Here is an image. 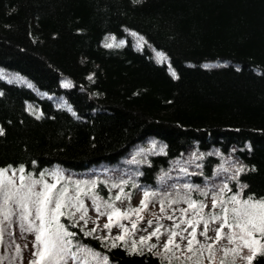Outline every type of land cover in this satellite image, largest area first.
<instances>
[{"label": "trees", "instance_id": "1", "mask_svg": "<svg viewBox=\"0 0 264 264\" xmlns=\"http://www.w3.org/2000/svg\"><path fill=\"white\" fill-rule=\"evenodd\" d=\"M0 128V168L34 178L128 166L149 191L264 199V0H0ZM60 222L76 262L166 264Z\"/></svg>", "mask_w": 264, "mask_h": 264}, {"label": "snow or ice", "instance_id": "2", "mask_svg": "<svg viewBox=\"0 0 264 264\" xmlns=\"http://www.w3.org/2000/svg\"><path fill=\"white\" fill-rule=\"evenodd\" d=\"M139 39L143 40L142 37ZM105 46L112 47L113 44L108 43ZM158 56L164 59L162 53H158ZM173 75L175 76V73ZM0 135H3L2 128H0ZM25 171L23 166L17 169L11 166L0 168V245L5 243L6 234L12 235L11 229L15 222L22 233L27 232L34 235L33 259L29 260V264H67L70 258L75 261L81 251L90 252L91 250L82 249L73 252L70 238L74 237L75 233L68 231V228L60 222V217L64 216L73 221L72 227H75L79 221H84L85 227L87 226L88 219H90L89 209L80 199V184L76 185V195L69 197V190L66 186L57 188L55 182L48 183L45 180L46 175H51L54 180L58 181L59 171L50 174L41 172L39 179H34L31 173L25 175ZM243 171V167L238 168L237 175ZM232 178L235 179V176ZM184 187L189 192L200 191L205 199H211V209L205 212L204 209L208 205L204 201L193 200L188 195L178 199L171 198L170 193L164 195L158 202L161 215L154 217L155 226H153L154 220H148L147 227L140 229L147 234L140 236L138 240L133 239L130 250L136 252L143 246H147L151 251L158 245L150 244L149 241L153 238L160 241L162 236H166L160 245L162 250L157 252L166 264H173V261H177L178 264H205V262L207 264H236L237 259L251 264L257 251L264 250V199H255L253 196L242 198L241 193L247 185L241 186L240 192L230 196L226 194L231 191L227 183L215 190L194 189L191 185ZM157 195L156 192L145 190L138 207L121 210L115 206L114 201H122V197L130 198L129 194L123 193L122 188L114 200L112 197L104 200L93 194L90 197L92 209L98 217L107 216L108 219V223L103 225V228L108 230V235L99 238L105 242L110 240L111 247H117L118 242L128 247L126 235H135V231L138 230L137 223L131 221V216L134 214L137 220L142 221L141 211H147L152 198ZM180 203L187 204V207L178 209L172 207ZM169 209H171V214L163 215ZM177 211L179 216L176 215ZM76 213H80L78 220L75 219ZM114 216L116 217L115 225ZM163 218L172 221V226L166 228L164 232L161 231L164 225L159 222ZM121 220H130L131 229L120 223ZM93 224L96 226L89 230L87 235L97 232L99 227L97 221L93 220ZM214 224H218V227H211ZM113 226L121 229L120 235L111 237ZM149 228H152L151 232H148ZM225 228L228 229L227 232L224 231ZM198 229H200L199 232ZM210 231L215 235L210 236ZM198 236L203 240L198 239ZM221 241H227V244H221ZM244 249L251 254L244 256ZM20 252V246L17 245V257L20 256ZM91 254L98 256L97 253ZM229 257H231L230 261ZM104 264H107L106 257Z\"/></svg>", "mask_w": 264, "mask_h": 264}, {"label": "rangeland", "instance_id": "3", "mask_svg": "<svg viewBox=\"0 0 264 264\" xmlns=\"http://www.w3.org/2000/svg\"><path fill=\"white\" fill-rule=\"evenodd\" d=\"M102 169V170H100ZM99 170L102 172L104 171L103 175L104 176H98V175H94L92 176L87 175V176H73V175H67L64 173H60V179L58 181L54 180L53 177L51 175H47L45 176V180L48 183H56L57 184V188L61 187V186H66L68 188V196L69 197H73L76 195V185L79 183L80 184V199L83 200L84 204L86 207H88V217L90 219H88V223L87 226L85 227L84 225V221H79V223L77 225L83 227V229L86 231V233H88L89 230H91L93 227H95L96 225L93 224V220L97 221V224L99 225L97 232L94 233L93 235H98V236H106L108 235V230L103 228V225L105 223H108V219L107 216H97V213L92 209V201L90 199V197L93 194L98 195L99 197H101L104 200H107L106 198H104L103 196H101L100 194L97 193L96 191V187H97V181L100 179L106 181L109 186H110V197L113 198L120 193L121 188L123 189V193L125 194H129L128 199H125L122 197V201H114L115 202V206L121 210H127L128 208H136L139 206L141 199L143 198V193L146 189L145 187L141 186L139 184V182H137L134 173L130 170V168L128 166H126L125 168H122L121 170H115V171H109L107 172L106 169L100 168ZM98 170V171H99ZM55 172V171H54ZM9 175H11V173H9ZM17 176H19V173H17ZM34 178V177H33ZM34 179H39V178H34ZM177 181H173V183H176ZM113 185H116V187H113ZM187 184H180V183H176L173 186H161L160 188L151 190V192H156L158 193V195L154 198H152V202L149 204L148 210L147 211H141L140 215L143 217V220H137L136 215H132L131 216V221H135L137 223L138 226V230L135 231V235H126V239L128 240V248L131 249V241L133 239L138 240L140 236L146 235L147 233H145L144 231H141L140 229H144L147 227V221L148 220H154V225L155 226V216H159L161 215L159 213V200L163 198L164 195L166 194H171V198L173 199H178V198H182L185 195L190 196L191 199L193 200H197V201H204L208 207L204 209L205 212H207L209 209H211V199H205V197L202 196V198H194L190 192L184 187ZM149 191V190H148ZM85 193H87V195H85ZM227 195L230 196L229 193H226ZM211 195V194H210ZM173 208H186L187 204L185 203H180V204H174L172 206ZM217 211H219V209H217ZM191 212V210H190ZM171 214V209L168 210L167 213L163 214V215H169ZM80 213H76V217L75 219L78 220ZM176 215L179 216V212H176ZM61 218V217H60ZM15 219V218H14ZM115 221H116V217H113V222L115 225ZM161 224L164 225V228L161 229L162 232L165 231L166 228H170L172 226V221L163 218L160 219L159 221ZM120 223H122L125 227L131 229V222L130 220H121ZM202 227V226H201ZM211 227H218V224H214L211 225ZM200 229H198L197 231L199 232ZM152 228L148 229V232H151ZM225 232L228 231L227 228H225L224 230ZM11 236H8L7 234L5 235V243L3 245H0V250H7V252H9V255H4L2 256V258H7V259H11V254L13 252V255L15 256L16 260H17V264H29V260L33 259L32 257V242L34 241V235L29 234L27 232L22 233L20 231V228L18 226V224H16L15 222L13 223L12 229H11ZM121 234V229L113 226L111 228V237H115L117 235ZM210 236L215 235L214 232H209ZM166 239V236H162L160 241H157L155 238H153L151 241H149L150 244H157L158 247L156 249H153L151 251H154L155 253H157L158 251H161L162 249L160 248V245H162L163 241ZM198 239L203 240L202 237L198 236ZM111 242V241H110ZM221 244H227V241H221ZM19 245L20 246V256L17 257L16 255V246ZM25 245L27 247H25ZM217 247H219V245H217ZM229 247H231L229 245ZM148 250L147 246H143L142 248H140L138 251H146ZM12 251V252H11ZM251 253H249V251L247 249L243 250V255L244 256H248ZM259 254H264V250H258L255 257ZM254 257V258H255ZM253 258V259H254ZM219 260V256L217 258ZM231 260V257H229V261ZM253 261V260H252ZM251 261V263H252ZM67 264H82L79 262H76L74 260H72L71 258L68 259ZM173 264H178L177 261H173ZM205 264H207V262H205ZM236 264H247L246 261L241 260V259H237L236 260Z\"/></svg>", "mask_w": 264, "mask_h": 264}]
</instances>
